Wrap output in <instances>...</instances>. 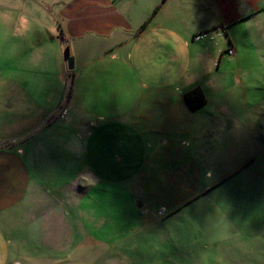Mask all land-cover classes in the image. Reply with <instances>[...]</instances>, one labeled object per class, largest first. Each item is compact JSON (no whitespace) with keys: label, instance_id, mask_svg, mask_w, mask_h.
<instances>
[{"label":"crops","instance_id":"0c3cea01","mask_svg":"<svg viewBox=\"0 0 264 264\" xmlns=\"http://www.w3.org/2000/svg\"><path fill=\"white\" fill-rule=\"evenodd\" d=\"M24 4L39 14L14 21L3 35L14 42L0 54L11 67L0 80V264L28 249L22 228L47 230V215L27 223L20 210L48 198V186L88 178L113 202L170 215L250 166V115L224 93L245 71L220 61L231 38L239 62L242 28L264 26V0ZM67 55L79 75L61 110ZM196 86L206 102L193 109L185 94Z\"/></svg>","mask_w":264,"mask_h":264},{"label":"rangeland","instance_id":"374dc122","mask_svg":"<svg viewBox=\"0 0 264 264\" xmlns=\"http://www.w3.org/2000/svg\"><path fill=\"white\" fill-rule=\"evenodd\" d=\"M27 2L0 0V54L14 42L3 37L14 21L23 14H39L30 11ZM242 32L248 36L237 41L239 62L229 48L231 38L220 62L226 70L245 71L244 80L237 79L234 89L224 93L250 115V166L211 191L207 200L201 198L170 215L145 209L138 200L113 202L104 196L102 184L97 190L89 187L88 178L79 186H48V198L37 195L20 210L27 223L37 219L41 224L47 215L48 228L21 229L28 249L16 256V264H40L31 254L36 251H42L49 264H264V26L251 24ZM10 68L0 57V72L6 74L0 80L9 79ZM75 69L64 77L67 91L61 108L71 97ZM39 242L52 247L40 248Z\"/></svg>","mask_w":264,"mask_h":264},{"label":"trees","instance_id":"16d2710c","mask_svg":"<svg viewBox=\"0 0 264 264\" xmlns=\"http://www.w3.org/2000/svg\"><path fill=\"white\" fill-rule=\"evenodd\" d=\"M66 51L68 52V47H66ZM185 97L187 99V102L189 103V106L193 109L204 105L206 102L205 95L199 86H196V87L192 88L191 90H189L185 94Z\"/></svg>","mask_w":264,"mask_h":264},{"label":"water","instance_id":"95a60500","mask_svg":"<svg viewBox=\"0 0 264 264\" xmlns=\"http://www.w3.org/2000/svg\"><path fill=\"white\" fill-rule=\"evenodd\" d=\"M73 68H74L73 57L67 55V69L70 71V70H73Z\"/></svg>","mask_w":264,"mask_h":264}]
</instances>
